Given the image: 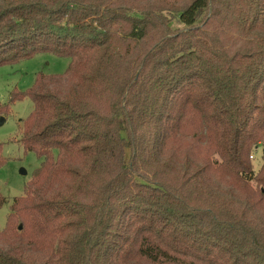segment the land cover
<instances>
[{
    "label": "trees",
    "instance_id": "1",
    "mask_svg": "<svg viewBox=\"0 0 264 264\" xmlns=\"http://www.w3.org/2000/svg\"><path fill=\"white\" fill-rule=\"evenodd\" d=\"M41 53L0 264H264V0H0V67Z\"/></svg>",
    "mask_w": 264,
    "mask_h": 264
},
{
    "label": "rangeland",
    "instance_id": "2",
    "mask_svg": "<svg viewBox=\"0 0 264 264\" xmlns=\"http://www.w3.org/2000/svg\"><path fill=\"white\" fill-rule=\"evenodd\" d=\"M182 28L172 22L173 30ZM68 58L41 53L13 65L0 67V230L5 227L6 216L10 213L13 200L23 197L25 185L32 179V172L39 167L42 159L25 152L21 146L22 125L33 110V103L27 97L10 102L13 92H24L32 87L38 73L61 75L69 65ZM1 106H7L5 110ZM129 151L126 150V159ZM253 174L259 173L263 164V145L253 148L249 156ZM253 188L255 185L252 184Z\"/></svg>",
    "mask_w": 264,
    "mask_h": 264
}]
</instances>
